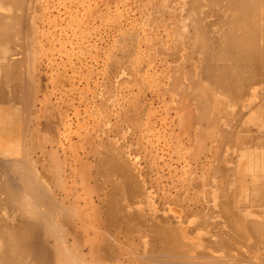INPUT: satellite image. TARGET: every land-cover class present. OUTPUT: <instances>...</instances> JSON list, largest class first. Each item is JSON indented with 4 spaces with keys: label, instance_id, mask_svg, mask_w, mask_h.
Returning <instances> with one entry per match:
<instances>
[{
    "label": "rangeland",
    "instance_id": "obj_1",
    "mask_svg": "<svg viewBox=\"0 0 264 264\" xmlns=\"http://www.w3.org/2000/svg\"><path fill=\"white\" fill-rule=\"evenodd\" d=\"M11 1L17 5L18 23L4 19L0 27L6 21L18 31L13 33L6 29V35L2 33L0 58L3 63H0L3 65L0 67L5 70V66L19 64L18 82L24 86L16 103L11 100L0 102V121L16 131L2 140L25 141L24 136H27L29 150L26 152L36 165L32 168L37 173V180L46 179L42 183L49 187L46 188L48 202L52 196L56 201L60 198L58 205L54 200L50 202L55 210L58 206L60 219L72 223L76 213L75 230L78 226V229L84 228L83 234L77 230L75 240L71 238L70 230L67 233V228L61 226L57 233L37 230L33 237L36 252L49 246L53 249V259L59 262L56 249L60 245L69 247L71 243L70 253L87 255V264H95L98 260L96 264H166L171 261L172 253L158 231L172 221V227L179 228L184 240L190 244L192 241L186 232L190 233L196 222L189 216L193 210H200L208 214L204 221L214 226L215 233L232 244L224 252H210L211 258L219 264H264V250L261 251L264 235L260 250L252 251V240L244 244L226 227L223 229L222 214L215 206L223 197L237 191L239 151L255 150L264 155L263 124L261 118L249 119L247 113L236 117L235 113L248 104L247 95L238 107L217 94L212 102L216 110L203 112L202 119L193 122V110L198 111V103L184 95L190 89L186 71H199L200 52L190 49L200 45L201 39L197 37L196 17L186 10L185 2L190 0H0V13L10 7ZM176 54L179 60H176ZM8 55H11V61L6 63L2 57ZM186 57L193 58L183 68ZM175 78L180 81L179 85H175ZM242 89L244 93L251 91L250 87ZM30 90L35 103L28 98ZM32 102L34 109L29 106L30 112L27 107ZM5 115L10 118L7 120ZM197 115L201 113L197 112ZM25 125L27 128L24 129ZM6 157L1 155L3 160ZM223 157L227 165L225 175L220 170ZM243 163L246 166L247 162ZM42 173L47 174L43 176ZM86 176L89 178L85 179ZM245 182L241 186L245 191L242 204L238 202L234 209L264 227V170L262 181L253 183L248 177ZM256 190L257 199L254 198ZM63 205L64 211L61 210ZM149 215L156 217L152 226L147 224ZM18 220L17 215L11 219ZM149 234L153 238L148 240ZM199 241L197 239L195 243ZM197 246L193 244L191 248ZM202 257L206 259L207 256ZM24 258L21 255L17 260L27 264Z\"/></svg>",
    "mask_w": 264,
    "mask_h": 264
},
{
    "label": "bare ground",
    "instance_id": "obj_2",
    "mask_svg": "<svg viewBox=\"0 0 264 264\" xmlns=\"http://www.w3.org/2000/svg\"><path fill=\"white\" fill-rule=\"evenodd\" d=\"M11 3H12V1H11ZM11 3H9V4H11ZM14 3H15V1H14ZM14 3H12L10 5V7H8V8H11L12 10L5 7L4 8L5 12L0 13V22H4L2 20L5 19L8 22H13V21L15 22L16 21V23H18L17 20L19 19V17L16 16V13H15V6H17V5H15L16 3L15 4ZM6 4H7V2H6ZM182 5H184V4H182ZM185 5H187L186 10L188 12L192 13L197 19V22H198L197 23V29H196L197 37H198V39L199 38L201 39L200 45L192 46V48L190 49L192 51H194V49H196V50H199V52H200V57L198 58V61H197V64L200 66L199 71L197 73L191 72L193 69H190L189 72L186 71V73L189 74V78H190L189 86H188L190 89H188L189 91L187 90V92H185L184 95L188 96L191 101L198 103L197 108H196L198 111H196L195 109L193 110V112L195 113L193 115V119H194L193 122H198L199 120H201L203 112H207L208 110H210L211 112H214L216 110V109H214V105L212 106V102L215 101V95L216 94L220 95V96L222 95L223 97L232 101L235 104V106L238 105V107L241 104V102L243 101L244 97L247 95L248 98H246V102H248V104L246 103V105L241 107V108H243V110H240L239 112L235 113V115L237 114L236 117L237 116L243 117L245 115V113H247L249 116V119H251V120L255 119V121H256V118H261L260 121L263 124L262 128H264V0H190L189 3L185 2ZM19 9H20V7H19ZM24 10L25 9H23V11ZM24 14H25V12H24ZM17 15H20V14H17ZM209 19H211V20L209 21ZM23 20L25 21V19H23ZM6 21H5L6 24L2 23L1 27H0V43L2 42V38H3L2 33H4V35H6L4 30L11 29V30H13V33L15 31H18V30H14L13 26L8 24ZM205 21H206V26L204 27L203 23ZM19 27L21 28V26H18V29H19ZM16 29H17V27H16ZM22 32H23V27H22ZM8 34H10V31ZM21 36L23 37V35H21ZM3 40H4V38H3ZM18 43H20V42L18 41ZM4 45H6V44H4ZM2 47H3V45H2ZM9 47H13V46L9 45ZM4 48L6 49L8 47L4 46ZM16 48H18V47H16ZM16 50H18V49H16ZM2 51H4V49H2ZM13 52H14V50L11 51L12 55H13ZM11 53H9V54H11ZM15 54H16V51H15ZM0 55H2L1 52H0ZM24 55H25V53H24ZM9 56H11V55H8V57L7 56L2 57L7 61L6 63L11 61L9 59ZM22 57H24V56L22 55ZM192 58L193 57H190V58L186 57L184 59L183 68L186 64H188L190 62V59H192ZM11 59H13V58H11ZM176 60H179L177 54H176ZM0 61H2L1 58H0ZM13 61H14V59H13ZM2 63H3V61H2ZM2 63H0V64H2ZM11 63H13V62H11ZM21 63H22V61L20 62V65H21ZM24 64H25V62H24ZM18 65L19 64H15V63L10 64V65H8V67L5 66V70H3L0 67V91L2 93L4 90L7 89V91L11 93V96H10L11 101H15V103L17 102V100L20 99L19 98L20 94L23 93L21 88H22V86H24V83L22 85L19 83L21 81L18 82V73H17L18 71L17 70L21 69V67H20V69H18V67H19ZM22 65H23V63H22ZM27 69H28V67H27ZM29 72H31L33 74L32 71L29 70ZM20 73H23V72H20ZM24 75H25V71H24ZM195 76H196V78H195ZM32 77L34 79V76H32ZM23 80L24 79H22V81ZM179 83H180V81L177 78H175V85H179ZM25 84H26V81H25ZM34 84H36V83H34ZM247 87H250L251 91L248 93H244L242 88H247ZM36 88L37 87L35 86V89ZM24 89H25L24 92H26V87H24ZM31 90H30L31 94L28 98H30L31 95H33ZM19 91L21 93H19ZM28 94H29V92H28ZM26 95H27V92H26ZM25 97L26 96H24V100H26ZM1 98L2 97H0V101H4ZM33 98H35V96ZM31 99H32V97L29 100L33 101V99L32 100ZM29 102L27 100V103H29ZM34 103L28 105V107L26 106L27 109H29L28 111H30V112L32 111L29 108V106L30 107L32 106V108H33ZM24 104L25 103H23V106H24ZM14 108H15V106H14ZM28 111H26V112H28ZM7 112H9V111H7ZM197 112L201 113V115H197ZM225 112L227 113V111H225ZM24 113H25V111H24ZM27 114H29L27 116H30V113H27ZM5 117H6V115H5ZM44 117L46 119V116H44ZM208 117H210V116H208ZM9 118H10V116L8 117V119ZM6 119H7V117H6ZM29 119H30V117H29ZM249 121L250 120H248L247 122H249ZM243 122H244V120H243ZM8 124H10V122H8ZM29 124L31 125V121ZM29 124H27V126ZM47 124H49V123H47ZM4 127L5 126L0 121V129L4 128ZM25 128H27L26 125H25L24 129ZM27 131L28 130L26 129V132ZM24 132H25V130H24ZM24 132H23V134H25ZM32 132H33V130H32ZM27 134H28V132H27ZM0 135H5V134H0ZM26 137L24 136V138H25V141H23L24 145H21V146L12 145L14 143L16 144V142L11 144V141H10V144H9L10 146L6 144L7 146H5L4 149L0 150V156L1 155L7 156L4 161H5L6 167L8 165V167L5 168V170H6L7 178L9 181V182H6V185H0V191L4 192L7 189L5 192L6 197L4 198V200H3L4 203H3V206L1 207L2 212L0 213V264H20L21 259L17 260V258L21 255L25 256L24 260L27 262V264H69V262H71L72 264H87V261L89 258V257H87V255H84L81 253L76 254L75 252L70 253L69 247H70L71 243H70L69 247H67V246L64 247V245H60V247L56 249L59 262L56 261L55 259H53V254L51 253L53 251V249L50 248L49 246L48 247L45 246L40 252H36V249L34 248L35 244H34V238L33 237H34V234H36L37 230H46L47 232L57 233L58 231H56V230H58L61 226L64 229L67 228L66 231L70 230L69 232H70L71 238L73 240H75L78 236L77 230L82 231V229H84V228L78 229L79 228V226H78V228L76 227L77 230H75L74 226H77V224H76V222H77L76 213L72 217L74 220L72 223L71 222L69 223L68 220L65 218L61 217V219H60V217H59L60 214H58L59 208H57L58 206L56 207V210H55L54 205L50 204V202L52 200L56 201L55 197L52 198L53 197L52 196L51 197L52 200L50 199L51 201L48 202V195L46 192V188L48 186L43 185V183H42V181L46 180V179H42V181H41V178H40L39 180L41 181V183L39 182V180H37V173L34 171L35 169H33L34 167H36V165L33 164L31 156L30 155L28 156L29 152L28 153L26 152L27 149L29 150ZM32 137H34V136H32ZM29 140H31V139H29ZM33 140L34 139H32L31 141H33ZM40 144L38 146H40ZM33 145H34V142H33ZM3 147H4V145H3ZM57 147H58V145H57ZM36 150H38V149H36ZM239 152H240V157L238 159L237 170H236L237 171L236 172L237 191L235 190L233 193H231L230 195L228 194L227 196H226V192L225 193L223 192V195L225 194L224 196H226V197H223V199L224 198L225 199L224 200L221 199L217 203V205H215V206L217 207V209L222 214L221 219H223V221L225 223L223 225V229L225 230V227H226V229L228 230L229 233H234L237 236V240H239L240 242H242L244 244H246L250 240H252L254 242V244L252 243L253 245L251 246L252 251L257 252L260 250V246L262 245L261 243H262V235H264V227L257 222L249 221L245 215L239 213L238 211L236 212V210L234 209V205H236L238 202L240 204H242V199H243L242 194L245 191H244V189L241 188V186L246 184V182H245L246 178L250 177L254 181L253 183H257L259 181H262L263 170H264V161H263L264 155L261 154L259 151H255V150H251L249 153H246L243 150L242 151L240 150ZM91 153H92V151H91ZM11 155L13 157H11ZM55 157H56V155H55ZM83 157H85V156H83ZM225 159L226 158L223 157V162H222V165L220 166V170H221L223 175H225L227 172V168H226L227 165L225 164V162H226ZM78 160H79V158H78ZM35 161L37 162V160H35ZM2 162H3V160H2ZM243 162H247L246 166H244ZM57 163H58V161H57ZM2 165L5 166L4 164H2ZM32 165H34V167ZM94 166H95V164H94ZM0 167H2V166H0ZM51 167H53V166H51ZM84 167H86V166H84ZM44 169H46V168H44ZM44 171H46V170H44ZM2 172H5L3 170V168H2L1 173ZM38 172H40V171H38ZM55 172H57V171H55ZM38 174L40 177V173H38ZM43 174H45V175H43ZM46 174L47 173H42L43 176H46ZM58 175L60 178L61 175L60 174H58ZM83 175H85V174H83ZM57 177H54V178H57ZM78 177H80V176H78ZM87 177L88 176H86L85 179H87ZM48 178H49V176H48ZM61 180H63V179H61ZM52 182L54 183V180ZM56 182H58V180H56L55 183ZM69 182H70V180H69ZM7 183H9V186H7ZM49 183H51V181ZM61 183L62 182H59V184H61ZM51 186H53V185H51ZM54 186H56V185H54ZM54 186H53V188H54ZM62 186H64V185H62ZM247 186H249V185H247ZM57 187H59V186H57ZM47 189H49V187ZM62 189H63V187H62ZM89 189H91V188H89ZM57 191H60V190L58 189ZM78 191H79V189H78ZM248 191H249V189L247 187V192ZM50 193H55V192H50ZM64 193H65V191H64ZM67 193H66V195H67ZM102 194H104V193H102ZM252 194H254V193H252ZM131 195H133V194L131 193ZM254 195H253L254 198L257 199L258 198L257 190H256ZM58 200L56 201V204H57V202L59 204L60 201H58ZM54 201L52 203H54ZM67 201H68V199H67ZM96 204H97V202L95 203V205ZM65 205H63V209H61V207H60V209L64 211ZM88 205H89V203H88ZM164 206H165V204H164ZM78 207H79V204H78ZM78 207H77V209H78ZM82 207L83 206H81V208ZM240 209H242V208H240ZM66 211H68V210L66 209ZM76 211L77 210H75V212ZM78 211H80V209ZM4 214H6V215L4 216ZM10 214H12V218L13 217L15 218V216L17 215V217H19L20 220L11 221L12 218L10 217ZM14 214H16V215L13 216ZM180 214H182V213H180ZM205 214H207V213H205ZM61 216H63V214ZM93 216L96 217L97 215H93ZM191 216H189V217H191ZM65 217H67V216H65ZM58 218L60 219L59 221H58ZM164 218H165L164 220H166V217H164ZM68 219H70V218H68ZM205 219L207 220V218H205ZM212 219H213V217H212ZM96 220H97V218H96ZM155 221H156V217L154 215L148 216V218H147V224L148 225L152 226L155 223ZM259 221H261V220H259ZM98 223H99V221H98ZM80 224L82 225L83 223H80ZM172 226H173V222L171 221V223H167L166 228H162V230L158 231L159 236L162 237V239L167 241V242H165V244H167L166 245L167 248L170 249V253H172L171 261H169V260L167 262L165 261L166 264H217L216 262H218V260L216 261V259H214L213 257L211 258L210 252H216V253L217 252H224L225 250H227V248L230 249L232 247V244H230L229 241H227L226 239L223 240V238L211 236L210 235L211 232L210 233L207 232V233H205L204 237H207L209 239V244H204V243L198 244V246L195 249H192L191 245L184 240L183 232L179 228L176 229ZM92 227H89V228H92ZM147 228H148V230L151 229L150 227H147ZM93 229H94V227H93ZM81 231L79 234H81ZM96 231H97V229H96ZM195 231H197V230H195ZM59 232H62V231L59 230ZM83 232L84 231H82V234H83ZM67 233H68V231H67ZM106 235H108V234H106ZM147 236H148V238H147L148 240H149V238H151V239L153 238L152 234L151 235L149 234ZM189 236H191V235H189ZM46 238H48V236L45 237V239ZM63 239H65V238H63ZM104 239H106V238H104ZM84 240H85V238H84ZM89 241H90V239H89ZM91 241H94V240L92 239ZM147 244H149V243H147ZM90 245H92V244H90ZM71 246H73V245H71ZM121 246H122V244H121ZM118 247H119V245H118ZM202 247H203V250H202ZM105 248H107V247L105 246ZM124 248L128 249V247H124ZM119 249H120V247H119ZM197 250H200V251L202 250V251L199 252ZM263 250L264 249H262L261 251H263ZM79 251H81V250H79ZM156 251H155V253H156ZM111 252H113V251L111 250ZM132 252H134V251H132ZM70 254H75V255L72 256ZM239 254L243 255L241 251L239 252ZM112 255H110V256L112 257ZM152 255H153V253H152ZM159 255L160 254L158 253V256ZM226 255H228V254H226ZM96 256H97V253H96ZM114 256L115 255H113V257ZM202 256H204V257L207 256V257H205L206 259H204ZM107 257H109V256H107ZM118 258L120 259V257H118ZM164 258H166V257H164ZM141 259H142V257H141ZM24 260H22V261H24ZM96 260H98V258H96ZM108 260L109 259H107V262H108ZM113 260H114V258H113ZM203 260H207V261L204 262ZM115 261H116V259H115ZM152 261H153V259H152ZM162 261H163V259H162ZM243 261H244V259H243ZM97 262H99V260L96 261V263ZM107 262H105V263H107ZM249 262H252V261H249ZM91 263L94 264L93 262H91ZM118 263H121V262H118ZM220 263H222V262H220ZM234 263H236V261ZM89 264H90V262H89ZM98 264H102V263H98ZM110 264H112V262ZM114 264H116V263H114ZM218 264H219V262H218ZM258 264H259V262H258ZM261 264H263V263H261Z\"/></svg>",
    "mask_w": 264,
    "mask_h": 264
},
{
    "label": "crops",
    "instance_id": "obj_3",
    "mask_svg": "<svg viewBox=\"0 0 264 264\" xmlns=\"http://www.w3.org/2000/svg\"><path fill=\"white\" fill-rule=\"evenodd\" d=\"M0 93H1V91H0ZM10 96H11V93L10 92H8L7 91V89L6 90H4L1 94H0V97H2L1 99H3L4 101H8V100H11L10 99ZM1 102V101H0ZM14 132H16V131H14V129H12V127L11 126H9L8 128H7V126L6 127H4V128H1L0 129V134H5V135H7V137L9 138L12 134H14ZM23 133V132H22ZM5 135H0V150H2V149H4L5 148V146H7V145H9L10 144V141L11 140H2V139H7L6 138V136ZM2 137V138H1ZM4 142V143H3ZM14 142H16V144L14 143ZM23 141H11V144L12 143H14V144H12V145H16V146H21V145H24V142L22 143ZM7 144V145H6ZM3 145H4V147H3ZM10 146V145H9ZM0 166H2V167H0V185H6V182H9L8 181V178H7V173H6V170H5V168H7L8 167V165H7V167H6V164H5V161L1 158V156H0ZM2 160H3V162H2ZM2 164H4L5 166H3ZM2 168H3V170L5 171V172H2L1 173V171H2ZM6 175V176H5ZM5 178V179H4ZM4 179V180H3ZM11 182V181H10ZM7 186H9V183H7ZM11 186V185H10ZM7 190V189H6ZM6 190L4 191V192H2V191H0V213L2 212V210H1V207L3 206V203H4V198L6 197V194H5V192H6ZM4 212V211H3ZM193 214V215H192ZM205 213L203 212V211H200V210H197V211H192L191 213H190V216L192 217L191 219H192V221L193 222H196V225L195 226H193V227H191V229H190V233H188V232H186V234L188 235V239H190L192 242L190 243V245H193V244H196V245H198V244H202V243H204V244H209V239L207 238V237H204L205 236V233H210V235L211 236H216V237H220V238H223V240H225L226 238H224L223 236H221V235H219V234H216L215 233V231H214V226H212L210 223H206V221H204V219L206 218V214L204 215ZM203 217V218H202ZM195 219V220H194ZM201 221V222H200ZM199 223V224H198ZM202 226V227H201ZM209 227V228H208ZM211 227V228H210ZM199 229V230H198ZM208 231H207V230ZM195 230H197V231H195ZM189 235H191V236H189ZM186 239H187V237H186ZM197 239H199L200 241L199 242H196L195 243V241L197 240Z\"/></svg>",
    "mask_w": 264,
    "mask_h": 264
}]
</instances>
